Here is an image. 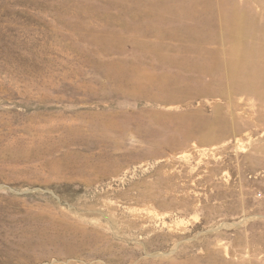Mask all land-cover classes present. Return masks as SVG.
Wrapping results in <instances>:
<instances>
[{"label": "rangeland", "instance_id": "374dc122", "mask_svg": "<svg viewBox=\"0 0 264 264\" xmlns=\"http://www.w3.org/2000/svg\"><path fill=\"white\" fill-rule=\"evenodd\" d=\"M228 11L264 45V0H0V264H264Z\"/></svg>", "mask_w": 264, "mask_h": 264}, {"label": "bare ground", "instance_id": "6f19581e", "mask_svg": "<svg viewBox=\"0 0 264 264\" xmlns=\"http://www.w3.org/2000/svg\"><path fill=\"white\" fill-rule=\"evenodd\" d=\"M224 23L226 34L232 41V51L225 59L218 61V65L227 68L232 80L247 86L246 88L256 84L262 85L264 83V45L246 46L244 44L252 23L236 11H228Z\"/></svg>", "mask_w": 264, "mask_h": 264}]
</instances>
